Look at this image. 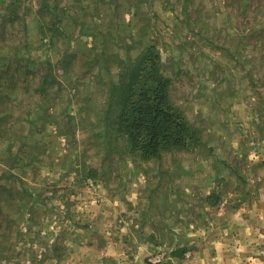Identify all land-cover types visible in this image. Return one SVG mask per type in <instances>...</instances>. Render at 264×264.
I'll use <instances>...</instances> for the list:
<instances>
[{
  "label": "rangeland",
  "instance_id": "1",
  "mask_svg": "<svg viewBox=\"0 0 264 264\" xmlns=\"http://www.w3.org/2000/svg\"><path fill=\"white\" fill-rule=\"evenodd\" d=\"M149 45L192 136L143 160L105 103ZM263 177L264 0H0V264H175Z\"/></svg>",
  "mask_w": 264,
  "mask_h": 264
},
{
  "label": "trees",
  "instance_id": "2",
  "mask_svg": "<svg viewBox=\"0 0 264 264\" xmlns=\"http://www.w3.org/2000/svg\"><path fill=\"white\" fill-rule=\"evenodd\" d=\"M43 8L47 6L44 4ZM49 28L58 29L54 23H50ZM16 60L21 59L16 57ZM161 65L156 47L149 45L129 61L120 59L118 80L107 89L105 117L108 124L126 140L128 151L143 160L156 159L165 151L179 150L192 136L182 112L168 98L171 77L161 72ZM41 82L49 83L48 77L43 76ZM96 172L90 168L87 175L95 178ZM212 197L215 199L210 200ZM206 200L210 206L220 202L214 193ZM184 252L185 248H180L170 254L182 258Z\"/></svg>",
  "mask_w": 264,
  "mask_h": 264
},
{
  "label": "crops",
  "instance_id": "3",
  "mask_svg": "<svg viewBox=\"0 0 264 264\" xmlns=\"http://www.w3.org/2000/svg\"><path fill=\"white\" fill-rule=\"evenodd\" d=\"M228 195L221 198L216 206L206 205L205 209L210 212L207 221L193 227L183 257L170 255L168 258L171 262L264 264V177L257 189H234ZM229 201H232L231 208ZM140 240L141 248L150 250L155 246L145 239ZM103 248L107 249V256H119L113 246Z\"/></svg>",
  "mask_w": 264,
  "mask_h": 264
},
{
  "label": "built area",
  "instance_id": "4",
  "mask_svg": "<svg viewBox=\"0 0 264 264\" xmlns=\"http://www.w3.org/2000/svg\"><path fill=\"white\" fill-rule=\"evenodd\" d=\"M159 261V258L158 257H155L154 259H153V262H158Z\"/></svg>",
  "mask_w": 264,
  "mask_h": 264
}]
</instances>
